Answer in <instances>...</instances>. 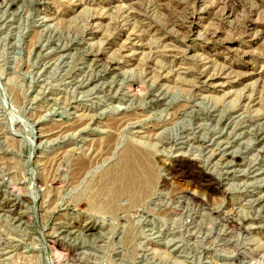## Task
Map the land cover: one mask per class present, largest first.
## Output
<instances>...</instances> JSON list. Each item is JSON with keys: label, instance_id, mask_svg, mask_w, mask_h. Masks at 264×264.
I'll list each match as a JSON object with an SVG mask.
<instances>
[{"label": "rangeland", "instance_id": "374dc122", "mask_svg": "<svg viewBox=\"0 0 264 264\" xmlns=\"http://www.w3.org/2000/svg\"><path fill=\"white\" fill-rule=\"evenodd\" d=\"M0 264H264V0H0Z\"/></svg>", "mask_w": 264, "mask_h": 264}, {"label": "bare ground", "instance_id": "6f19581e", "mask_svg": "<svg viewBox=\"0 0 264 264\" xmlns=\"http://www.w3.org/2000/svg\"><path fill=\"white\" fill-rule=\"evenodd\" d=\"M146 158L147 156H144L142 152L134 148L128 149L111 172V179L106 191L111 192L113 198L120 195L134 198L148 192L151 184V170ZM86 230L92 231L93 229L88 226Z\"/></svg>", "mask_w": 264, "mask_h": 264}]
</instances>
